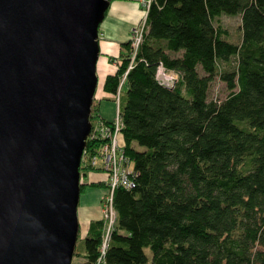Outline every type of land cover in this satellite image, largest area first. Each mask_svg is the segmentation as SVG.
Instances as JSON below:
<instances>
[{"label": "trees", "instance_id": "obj_1", "mask_svg": "<svg viewBox=\"0 0 264 264\" xmlns=\"http://www.w3.org/2000/svg\"><path fill=\"white\" fill-rule=\"evenodd\" d=\"M222 14L240 15L238 40ZM121 46L102 89L112 99L126 71L120 130L134 173L113 192L104 264H264V0H151L133 57ZM160 63L177 74L171 86L155 77ZM214 80L221 99L208 98ZM96 110L91 126L112 122ZM103 139L86 138L80 191L106 187L88 180ZM102 223L88 222L71 264H95Z\"/></svg>", "mask_w": 264, "mask_h": 264}, {"label": "water", "instance_id": "obj_2", "mask_svg": "<svg viewBox=\"0 0 264 264\" xmlns=\"http://www.w3.org/2000/svg\"><path fill=\"white\" fill-rule=\"evenodd\" d=\"M110 0H0V264H71Z\"/></svg>", "mask_w": 264, "mask_h": 264}, {"label": "built area", "instance_id": "obj_3", "mask_svg": "<svg viewBox=\"0 0 264 264\" xmlns=\"http://www.w3.org/2000/svg\"><path fill=\"white\" fill-rule=\"evenodd\" d=\"M151 0H139V3L143 10L142 18L138 23L132 27L130 35L131 57H133L139 41L142 38V34L145 28V19L147 9ZM116 65V61H115ZM131 66V62L128 64V68ZM125 72H123L120 78L116 91L112 94V99L116 104V115L112 122L108 125L102 123H96L91 126L87 135L89 136H102L103 142L98 148V152L95 153L90 163L93 165H99L101 168H105L106 171V187L100 196V209L102 219V236L101 244L99 246V256L95 264H104L103 256L107 247L109 235L113 227V223L116 218V211L113 205V192L116 186L131 187L133 185V177L131 176L134 171L130 159L123 151V143L121 137V118L119 115V99L120 89L125 78ZM155 77L159 82L165 85H172L176 80L174 75L167 72L164 66L159 65L156 67Z\"/></svg>", "mask_w": 264, "mask_h": 264}, {"label": "crops", "instance_id": "obj_4", "mask_svg": "<svg viewBox=\"0 0 264 264\" xmlns=\"http://www.w3.org/2000/svg\"><path fill=\"white\" fill-rule=\"evenodd\" d=\"M143 10L139 0H110L104 17L98 27L99 54L96 61V74L100 95L109 97L110 93L102 89L104 77L107 73L115 71V60L110 57L118 56L122 49L121 44L130 39L132 27L142 18ZM113 61V62H112ZM105 171H92L88 173V180H105ZM88 188V187H86ZM90 197L84 199L88 209L85 213L84 233L91 219L100 217V196L104 191L102 187L88 188Z\"/></svg>", "mask_w": 264, "mask_h": 264}, {"label": "rangeland", "instance_id": "obj_5", "mask_svg": "<svg viewBox=\"0 0 264 264\" xmlns=\"http://www.w3.org/2000/svg\"><path fill=\"white\" fill-rule=\"evenodd\" d=\"M219 23L227 30V37L232 40H238L241 35V29H240V15L239 14H222L218 17ZM130 41V39H129ZM113 62V61H112ZM167 72L174 75L175 79H177V74L173 70H166ZM97 75V74H96ZM171 86V85H169ZM124 89V87H123ZM100 88L97 81V86L94 91V96L92 99V102L97 104L98 112L102 117L106 119H113L116 115V104L113 101V99L108 98L107 96L100 95ZM228 92V89L226 88L225 84L222 81L214 80L208 89V98H215V99H221L224 97ZM100 170L105 171V169L100 168ZM80 173V171H79ZM106 173V171H105ZM80 179V176H79ZM87 187V186H86ZM84 188L83 191H79V199L77 204V218L79 223V229L77 233V238L75 241V249H79L81 245V238L84 235V222H85V213L87 212L88 206L86 201L84 199H87L90 197V192L88 188ZM94 188V187H91ZM103 193V192H102ZM101 193V194H102ZM100 215H101V209H100ZM102 229V228H101ZM146 253L148 256H150V250L146 248ZM78 259H81L79 255L72 254L71 261L76 262Z\"/></svg>", "mask_w": 264, "mask_h": 264}, {"label": "bare ground", "instance_id": "obj_6", "mask_svg": "<svg viewBox=\"0 0 264 264\" xmlns=\"http://www.w3.org/2000/svg\"><path fill=\"white\" fill-rule=\"evenodd\" d=\"M141 40H142V38L140 39L139 44H140ZM159 65H162V66H163L162 63H160ZM159 65H158V66H159ZM102 169H103V167H102ZM104 169H105V168H104ZM113 207H114V206H113ZM114 210L116 211L115 207H114ZM74 249H75V245H74Z\"/></svg>", "mask_w": 264, "mask_h": 264}]
</instances>
